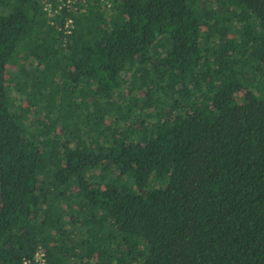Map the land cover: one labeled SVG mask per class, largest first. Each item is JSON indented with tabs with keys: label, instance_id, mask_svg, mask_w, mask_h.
Returning <instances> with one entry per match:
<instances>
[{
	"label": "trees",
	"instance_id": "1",
	"mask_svg": "<svg viewBox=\"0 0 264 264\" xmlns=\"http://www.w3.org/2000/svg\"><path fill=\"white\" fill-rule=\"evenodd\" d=\"M107 2L0 0V264H264V0Z\"/></svg>",
	"mask_w": 264,
	"mask_h": 264
},
{
	"label": "built area",
	"instance_id": "2",
	"mask_svg": "<svg viewBox=\"0 0 264 264\" xmlns=\"http://www.w3.org/2000/svg\"><path fill=\"white\" fill-rule=\"evenodd\" d=\"M88 0H44L43 11L48 15H59L61 11H66L67 13L76 11L82 4L86 3ZM104 2L108 7L107 0H100ZM72 19L67 18L65 20L63 31L65 34H69L72 28ZM34 264H44L43 253L39 252L36 255Z\"/></svg>",
	"mask_w": 264,
	"mask_h": 264
}]
</instances>
